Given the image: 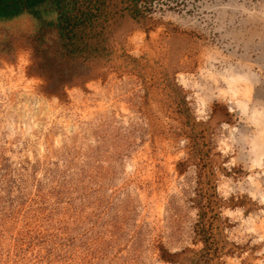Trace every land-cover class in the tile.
Instances as JSON below:
<instances>
[{"label": "rangeland", "instance_id": "obj_1", "mask_svg": "<svg viewBox=\"0 0 264 264\" xmlns=\"http://www.w3.org/2000/svg\"><path fill=\"white\" fill-rule=\"evenodd\" d=\"M105 15L56 93L36 21H0V264H264V0Z\"/></svg>", "mask_w": 264, "mask_h": 264}, {"label": "trees", "instance_id": "obj_2", "mask_svg": "<svg viewBox=\"0 0 264 264\" xmlns=\"http://www.w3.org/2000/svg\"><path fill=\"white\" fill-rule=\"evenodd\" d=\"M109 1L0 0V21L22 16L36 21L31 39L34 59L48 83L47 91L56 93L55 85H70L88 76L104 57L108 36L102 20L107 18ZM209 208L213 211L212 206ZM197 228L201 240L211 245L213 234L204 224L199 223Z\"/></svg>", "mask_w": 264, "mask_h": 264}]
</instances>
